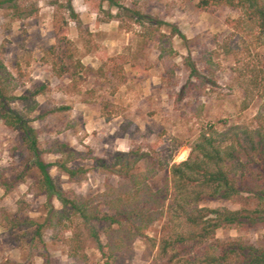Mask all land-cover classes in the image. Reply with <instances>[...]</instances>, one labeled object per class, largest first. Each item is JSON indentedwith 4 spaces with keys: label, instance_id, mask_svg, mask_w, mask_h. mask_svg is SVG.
Returning a JSON list of instances; mask_svg holds the SVG:
<instances>
[{
    "label": "rangeland",
    "instance_id": "obj_1",
    "mask_svg": "<svg viewBox=\"0 0 264 264\" xmlns=\"http://www.w3.org/2000/svg\"><path fill=\"white\" fill-rule=\"evenodd\" d=\"M99 2L71 0L74 17L65 8L66 0H19L20 16L9 5L0 8L1 60L11 93L19 96L44 85V93L34 98L32 114L41 146L51 150L65 145L69 164L84 171L68 178L58 168L50 169L51 178L67 197L92 200V206L109 200L110 188L123 184L111 170L113 156L123 154L130 161L142 158L134 175L153 192H160L167 205L169 167L186 160L202 135L218 140L227 131L264 127V99L255 91L245 99L248 87L240 76L245 65L260 66L264 35L239 9L226 5L199 9L197 0H118V7L103 2L98 9ZM134 12L143 17L138 19ZM171 28L183 38L171 36ZM148 33L154 35L145 40L143 35ZM51 48L69 67L61 78L52 72ZM161 48L170 55L172 72L165 71ZM116 59L123 68V83L77 66L108 70L118 63ZM74 70L80 94L67 90ZM86 90H94L95 96L84 103L90 98ZM13 106L22 108L19 102ZM49 109L53 112L43 117ZM60 157L46 154L44 160ZM29 160L20 135L0 121V264H44L45 256L49 264H181L180 258L168 262L172 252L158 256L160 239L172 230L179 232L176 222L168 221L165 206L143 236L128 239L114 227L112 238H123L124 246L111 263L75 217L73 224L42 231L39 239L30 224L11 229L14 217L35 224L47 217L48 202L36 187V170L15 181ZM262 173L259 184L264 187ZM50 205L62 207L56 198ZM202 206L253 209L256 200L241 192L232 201ZM215 238L264 247V229L224 226L216 230ZM101 240L110 242L104 235Z\"/></svg>",
    "mask_w": 264,
    "mask_h": 264
},
{
    "label": "trees",
    "instance_id": "obj_2",
    "mask_svg": "<svg viewBox=\"0 0 264 264\" xmlns=\"http://www.w3.org/2000/svg\"><path fill=\"white\" fill-rule=\"evenodd\" d=\"M17 1L19 0H0V8L9 5L13 14L20 16L22 10L16 6ZM99 1L98 9L103 2L112 7L119 6L118 0ZM219 5L239 9L260 30L261 35H264V0H197L199 9ZM65 8L74 17L71 0H66ZM134 14L139 16L138 19L143 17L139 12ZM170 33L171 36L179 35L183 38L175 28H171ZM153 35L154 33H148L143 36L145 40H150ZM89 45L87 40V53L91 51ZM226 49L227 53H231L228 46ZM52 50L54 49L51 48L49 53L52 55L51 69L55 77L61 78L69 72V67ZM165 51L161 48L160 59L165 71L172 72L170 55L168 52L164 55ZM2 53L0 51V121L20 135L30 156L29 162L17 174L15 181H22L34 168L37 172L36 187L46 196L48 202L47 217L42 224L14 217L9 224L11 229L21 227L24 223L30 224L35 226L33 233L39 239L42 231H54L58 226L65 227V223L73 224L72 219L75 217L80 220L83 229L88 232L101 254L106 255L107 263H111L116 257L115 253L124 246L123 238H112L114 227L117 226L116 229L127 235L128 239L131 236H143V231L155 220V215L163 212L165 206L168 221L176 222L174 227L179 229V232L172 230L173 234L159 241V257H166L168 252H172L168 258L169 263L180 258L181 264H264V247L248 245L239 239L220 241L215 238L216 230L224 226L243 230L264 229V187L259 184L264 171V127L238 132L227 131L219 134L218 140L202 135L200 141L193 145L186 160L173 163L169 167L165 187L166 192L170 191L167 205H164V199L159 196L160 192H153L134 175L135 165L142 160L141 157L130 161L128 155H114L111 170L122 178L123 184L117 189L110 188L108 196L111 198L102 205L92 206V200L67 197L51 178L52 167L58 168L68 178H74L84 171L69 164L70 153L65 151V145H58L51 150L42 148L37 130L32 125V114L36 110L34 98L43 94L45 87L40 85L22 95H13L8 84L9 76L1 60ZM118 59L121 63L124 62L122 56ZM118 59L115 61L118 62ZM259 64L260 66L247 64L244 72L240 73L242 78H246L248 87L245 99L251 97L253 91L259 98L264 99V52L259 58ZM77 66L88 73L105 76L106 80L116 77L119 83L124 82L123 68L119 62L108 70L99 68L96 72L79 63ZM194 71L192 68L193 74ZM73 72L71 77L76 75V71ZM77 88L78 83L73 78L67 90L69 93L80 94ZM84 93L90 97L85 98L84 103L95 96L94 90H86ZM16 102L21 104V109L13 106ZM52 112L51 109L45 110L43 117ZM46 154H60L61 157L53 162H46ZM96 164L107 167L101 161H96ZM2 181L3 184L7 183L5 178ZM143 183L144 186L141 185ZM241 192L252 195L256 200L255 208L229 210L202 206L204 202L232 201ZM51 198L57 199L62 206L61 210L50 205ZM101 235L109 238L110 242L103 243ZM49 263L45 256L44 264Z\"/></svg>",
    "mask_w": 264,
    "mask_h": 264
}]
</instances>
